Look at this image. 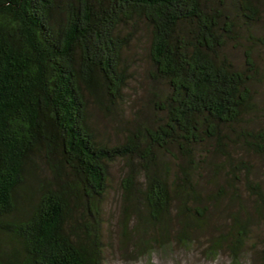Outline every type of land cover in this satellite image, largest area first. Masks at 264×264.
<instances>
[{"label": "trees", "instance_id": "trees-1", "mask_svg": "<svg viewBox=\"0 0 264 264\" xmlns=\"http://www.w3.org/2000/svg\"><path fill=\"white\" fill-rule=\"evenodd\" d=\"M263 85L264 0H0V264H103L116 162L149 254L264 264Z\"/></svg>", "mask_w": 264, "mask_h": 264}, {"label": "rangeland", "instance_id": "rangeland-1", "mask_svg": "<svg viewBox=\"0 0 264 264\" xmlns=\"http://www.w3.org/2000/svg\"><path fill=\"white\" fill-rule=\"evenodd\" d=\"M138 60V58L136 59ZM132 78L128 81L127 89H125L126 94V114H124L127 120H131V113L136 108L144 109L148 107L147 92L151 89L149 80L146 78V68L145 65L136 64L135 67L130 72ZM260 92L262 93V98H264V85L261 86ZM261 98V96H260ZM100 123V131L102 134L110 138L112 144L114 141H120L123 137V133H118L122 128L120 125H117V118L105 119L100 113L96 115ZM126 121V120H124ZM259 165H264L259 163ZM122 163L116 162L111 167L110 173V188L104 197L103 203V231H102V245H103V255L104 262L103 264H165L160 258L158 253L149 254L151 247L155 248L153 245L154 231H151L150 238L149 232H139L144 230L146 227L143 222H140L136 225V217L134 213L129 211L125 212L122 208V197L120 191H118V180L121 179L123 175ZM163 233L168 236V243L173 248L176 247L174 242L175 232L171 230L165 234V232L159 233L156 232V238H159ZM255 240L258 242L262 240L261 232L255 231L254 236ZM147 243L145 244V242ZM252 240L248 243L246 252L242 257V263L251 264L255 261L256 254L252 251ZM197 246L192 251L181 250L178 253L181 261V264H231V260L226 252L220 254V257L211 261L204 258L200 254V248ZM176 254V252H174ZM256 262V261H255Z\"/></svg>", "mask_w": 264, "mask_h": 264}]
</instances>
